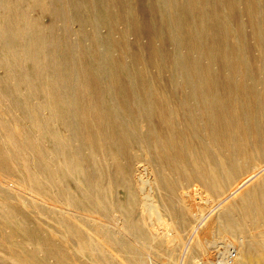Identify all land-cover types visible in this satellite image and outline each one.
<instances>
[{
	"label": "rangeland",
	"instance_id": "rangeland-1",
	"mask_svg": "<svg viewBox=\"0 0 264 264\" xmlns=\"http://www.w3.org/2000/svg\"><path fill=\"white\" fill-rule=\"evenodd\" d=\"M24 5L25 35L18 42V52H21L20 60L25 70L17 68L7 47L0 42V78L6 73L5 66L10 64L16 74H27L28 83L41 87L48 82L55 88H61L68 107L76 104L79 113L77 111L70 117V125L56 121L53 112L42 107L46 93H31L26 84L20 85L18 95L11 101L0 95V145L14 144L17 148L24 133L30 131L40 133L42 146L50 150L53 142L46 133L32 128V117L37 116L42 125L44 119L52 118L57 138L77 149L85 163L90 165L87 170L88 175L91 173L90 180L92 175L97 177L95 172L101 165L102 177L98 180V188L103 206L107 204L106 208L111 209L110 204L114 203L116 213L118 208L125 206V192L114 185L111 187L108 175H115L118 166L131 163L134 176L144 177L143 165L146 164L152 172L155 170L153 173L160 172L164 182L163 191L157 198L162 206L159 215L164 220L173 221L176 220L174 211L184 202H198V209L192 211L193 216L201 213L199 217L207 214L212 205L221 202L227 195L226 191L216 193L214 189L213 192L204 190L201 179L195 173L188 176L192 163L185 164L178 172L166 165L158 169L157 163H150L149 156L151 160L154 157L156 162L158 149L162 147L160 144L174 140L173 128L192 127L193 130L188 128L189 132H183V141L192 139L195 149L204 153L208 150L214 159L217 158L216 162L225 158L232 166L237 165L229 170L231 182L227 190L255 174L252 170L257 165L264 166V150L258 149L264 148V0H24ZM37 51L46 59L41 68L35 70L39 74L33 72L34 66L29 60L35 57ZM208 99L216 102L214 107L225 118L222 125L216 122L211 135L202 130L204 119L201 114L210 108L207 106ZM192 111L196 112L195 115ZM128 130L129 133L134 132V141H139L137 146L129 148L124 140L117 138H123ZM109 131L112 132L106 140ZM142 143L149 146L148 156L143 152ZM103 146L108 149L107 153ZM28 157L32 159L33 153H29ZM90 157L95 160L93 164ZM55 160L53 162L57 165L61 157L56 155ZM23 162L22 158H18L0 166V264H27L15 254H20L21 258L24 255L38 259L43 257L55 263L61 253L68 257L65 262L69 264H87L76 254L79 252L94 262L92 258L96 256L87 246L89 240L104 242L102 251L111 247L117 253V261L123 264L126 261L131 263V253L136 250L148 253L152 264H180L182 248L175 250L164 242L161 245L157 243L160 239H154V242L151 239V225L157 229L159 236L165 233L160 231L155 214L149 221L146 214L138 215L135 222L142 229L139 243L135 249L126 250L106 245L108 241L102 229L88 221L70 219L42 207L18 208L20 214L12 211L9 205L15 207L10 204L16 197L14 191H20L25 196L31 189L50 198L51 202L52 193L58 195L62 202L69 205L68 209L72 206L79 214L89 215L85 210L91 209L88 202L80 205L73 201L76 190L80 188L83 191L87 187L86 183L79 181L80 176H73V179L66 177L64 189L53 186L52 190H48L41 179H28L16 169L15 165L20 166ZM245 162L247 167H241ZM218 169L216 179L220 182L228 173ZM174 182L177 184L176 191H170ZM61 190L64 194L59 192ZM263 192L264 184H259L253 189L251 187L245 197L251 199ZM199 193H207L208 200H199ZM241 201L237 202L235 212L221 210L207 216L204 224L195 229V235L192 228L198 222L193 218L194 223L192 216L187 217L188 226L181 236L184 239L193 237L190 241L194 240L188 264H193V257H200L198 247L211 246L207 250V258L212 261L216 260V249L219 252L225 250L223 243L228 235L219 226L227 217L237 219L239 210L246 207L252 209L251 200ZM23 214L27 216L24 221ZM37 222L42 228L54 230L51 240L57 247L53 254L45 256L44 245L25 232L26 227L36 226ZM77 228L80 234L74 232ZM259 231H264L263 225L255 233ZM161 240L164 241L163 238ZM215 245L216 249L213 248Z\"/></svg>",
	"mask_w": 264,
	"mask_h": 264
},
{
	"label": "bare ground",
	"instance_id": "bare-ground-1",
	"mask_svg": "<svg viewBox=\"0 0 264 264\" xmlns=\"http://www.w3.org/2000/svg\"><path fill=\"white\" fill-rule=\"evenodd\" d=\"M23 7H25L24 0H0V11H1L0 29L2 30V32H0V42L2 43V46L4 45L5 47H7V50L12 55L13 61H15L17 68L25 70L24 64L22 65V62L20 60L21 52H18L20 49L18 42L20 43V41H22V39L25 35V27H24V23H23V21L25 19V10ZM29 60L31 61L32 65L34 66L33 72L35 74H39L35 70H39L41 68V65L46 62L45 57L41 53H39V51H37L35 57L33 58V56H32L31 58H29ZM105 64L107 65V63H105ZM5 67H6V73L0 78V95L5 100L11 101L12 98H14L18 95V93H19L18 87L20 85L26 84L28 86L29 92H31V93L45 92L46 93V100L42 103V107L53 112V115L56 118V121L70 125V121H71L70 117L77 114L78 108H76L77 106L75 103H73V104H75L73 107H71V106L68 107L66 100H64L62 97V93H61L62 90H60L61 88H58V87L55 88L48 82L47 83L45 82L44 84H42L41 87H37L33 82L28 83V77H27V74L25 72H22V74L18 75V74H16V71L13 70V68L11 67L10 64L6 65ZM107 74H108V72H107ZM135 87H136V85H135ZM63 94H64V92H63ZM195 97H197V96H195ZM146 98L149 99L148 96ZM72 100H73V98H72ZM204 102H203V105H204ZM208 102L209 103L207 104V106H209L210 108L207 110L205 109L204 111H202V114H201L203 116V119H204V123L202 124V126H203L202 130H204L207 135H211L212 132L214 131V125L216 124V122H218L222 125L224 123L223 120L225 118L221 115V112L214 107V103H216L215 101L213 103V102L209 101V99H208ZM132 103H133V100H132ZM140 104H142V102ZM142 106H143V104H142ZM204 107H205V105H204ZM220 107H222V106L220 105ZM10 108L13 109L12 106H10ZM126 108H127V106H126ZM143 108H146V107H143ZM100 111H102V110H100ZM78 113H79V111H78ZM90 113H91V111H90ZM192 113H193V111H192ZM194 113H196V112H194ZM103 114H106V113H103ZM147 114L149 115V113H147ZM173 115H174V113H173ZM117 117H118V115H117ZM120 117H121V114H120ZM137 117H139V115H137ZM187 117H189V116H187ZM199 117H201V116H199ZM32 118H33L32 128L35 130L42 131V132L46 133L49 136V138L51 139V141L53 142L52 148L50 150H47L44 146H42L43 137L40 133L39 134H33L30 131L28 133L25 132L24 137L21 139V142L18 144L17 148L14 144L0 145V166L7 164V162H9L11 160H16L18 158H22L24 160V162L22 164H20V166L15 165L16 169L18 171H21L28 179H32V180H35L38 178L41 179L44 183V187L47 188L48 190H52L53 186H56L60 189H64L65 184H66V180H67L66 177H71L73 179V176L78 175V176H80L79 181L86 183L87 187L83 191L79 190L80 188H78L76 190V195H75L76 198H74L73 201L74 202L77 201V203H79L80 205H82L84 202L85 203L88 202L89 205L91 206V209L85 210L89 213V215L79 214L72 206H70L72 209H68L67 207L69 205L65 202H62L58 195H53V193H52V196H53L52 200L54 202L53 201L51 202L50 198H46L45 196H41L37 192L33 191V189H31V190H28V192L26 193V195H25L26 197L22 195L23 193L20 194V191H14L13 194H15L16 197L14 199H12L14 201H11L10 204L11 205L13 204L15 207L13 208L9 205V207L12 211L18 212V211H20L19 210L20 208L24 210V209L29 208V207L30 208H32V207H34V208L40 207L41 208L42 207L43 209L47 208L49 210L56 211L60 215L67 216L70 219H74V220L80 219L83 221H88L89 223L94 224V225H96L102 229L103 236L108 241V243L106 245H108L110 247V244H112V246L117 247V249L118 248H123V249L125 248L126 250L135 249L137 244L139 243V239H140L139 234H140L141 228L139 229L138 223L135 222V220H137L138 215L146 214L148 216L147 217L148 221L150 220L151 216L155 217V215H156V217H157V218L155 217V219L157 221L156 223L162 229V230L160 229V231L161 232L165 231V233H163V234L161 233L162 235L159 236L157 234L158 232L156 233L157 229H153V226L149 225L150 231L153 232L151 239L153 240V242H154V239H155V241L160 239L157 241V243H159L161 245V242H164L165 245L173 246L175 248V250L182 248L184 251H183V254L181 255L182 259L180 258L181 259L180 264H188L187 260H188L189 254L191 253L192 243L194 242V240L190 241L193 237L192 238L189 237L187 239H184L181 236V232L184 231L188 226L187 217L192 216L191 218L192 219L195 218V220L198 222V223H196V221L193 219L194 223H196V225H197L195 228H192L193 229L192 234L195 235L196 234L195 229L198 227V225L202 226L204 224V219L207 216H210V214H212L214 212L221 211V210H224L228 213L233 212V211L235 212V211H237V208H236L237 202H239L240 200H242L241 202H243L245 200H247V201L251 200L252 209L249 207H246V208H243L242 211L239 210L240 214H239V216H237V219H230L227 217L225 219V222H222V224L219 226L221 228V230L223 231V233L228 235V237H226V240L223 243L224 244L223 248L225 250H223L222 252L221 251L219 252L216 249L217 245H215L213 247L214 249H216L215 254L217 253L216 254V256H217L216 260L212 261V259H209V257L207 258V250H209L211 246L200 248L196 244L195 246L200 249V257L199 258L193 257L191 262H193V264H264V231H259L258 233H255V231L259 230L262 227V225L264 226V192L261 193L257 197H254V198L252 197L251 199L250 198L247 199L245 197V194L247 193V191H249V189L251 187L253 189L255 186H258L259 184L260 185L264 184V166L260 167L257 165V167L252 170V173L256 172L255 174H252L251 177H247L246 179H244L243 181H241L240 183L235 185L233 189L227 190V188L229 187L230 182H231V174L229 173V170L231 169V167H236L237 165L232 166L230 164V161H227L224 157H223L224 159H218V161L216 162L215 159H217V158L214 159V157H213L214 155L212 156V154L209 153L208 150H205V153H204L201 150L199 151V149H195L193 147L194 142L192 139L183 141L181 138L183 132L187 131L188 128L191 129L192 127L189 126L186 128H178V127L173 128L174 140L170 143H165V145H164V143L160 144V145H162V147L159 145L161 148L158 149V155L155 158L156 162L154 161V157H153V160H151L152 157L150 158V156H149L150 163H157L158 169H161L164 165L169 166L171 169H173L176 172L182 171L183 168L185 167V164L190 165V163H192L190 165L189 170H188V176H190L191 174H194V173L197 174L199 176V178L201 179V187H203L204 190L207 191V189H210L212 191L214 189L213 191L216 193H220L221 191L222 192L226 191L225 192L227 194L226 197L224 199H222L221 202H218L215 205H212L210 207V209L208 210L207 214L201 215L199 217H198V215L201 213L196 214V211H195L196 215L193 216L194 212L192 211V210L198 209V207H197L198 202H196V203L193 202V204H187L186 202H184L183 205H181L180 207L177 208V210L174 211L175 212L174 218L176 219L175 221H173L171 219H170L171 221L170 220H164L159 215V212H160L162 206H161L159 200L157 199L160 197L161 191H163L161 188H162V183H164V182H162V177H161L160 172H159V174L158 173L155 174V173H153V172H155V170L152 172V169L150 170L149 167H147L146 164H144L143 170L145 171L146 174L144 175V177H141V176L136 177V176H134V174H133L134 172L130 168L131 163H125V165L118 164L121 167H119L117 165L118 166L117 167V173L115 175H113V174L108 175V177H107L108 181L111 184V187H113L112 185H114L118 188H121L125 192V204H124L125 206H124V208H118L117 207L118 210L116 213V209L114 210V208H113L115 206L114 203H113V205L110 204L111 209H108L105 206L107 204L104 203L105 205L103 206L102 203L100 202L102 195L100 194L101 192L99 191V188H98V183L100 182L98 180H100V178L102 177L100 175L101 174V167H100L101 165H98V167H100V168L97 167V169H96L97 172H95V173H96L97 177H94L92 175L91 180H90L91 173L89 175L87 174V170H89L90 165L85 163V161L81 157L80 152L78 153L77 149L73 148L74 149V153H73V149L71 148L72 146L70 147V145L68 143H66L65 141L59 140L57 138L56 130H55V127L53 125L54 120L52 118L44 119L43 121L45 123L42 125V123L37 121V120H39L37 118V116L32 117ZM104 119H107V117ZM254 119H255V117H254ZM113 121H114V119H113ZM120 121H121V119H120ZM127 121H128V119H127ZM133 121L135 122L134 119H133ZM189 122H190V120H189ZM191 122H192V120H191ZM109 123H111V122H109ZM176 126H178V124ZM184 126H186V125H184ZM73 128H74V125H73ZM113 128L114 127H112V129ZM132 130L134 131L133 128H132ZM192 130H193V128H192ZM69 131H71V130L69 129ZM129 131L130 130L126 131L125 136L122 135L123 138H121V136L120 137L118 136L117 138L119 140H124L123 142H125V144H127V147L130 148V146H133V147L137 146L139 141L138 142L134 141L135 136L133 134L135 131L133 132V134L129 133ZM111 132L112 131L108 132V136H106V140H107V137L108 138L110 137ZM119 132H120V130H119ZM188 132H189V130H188ZM255 132H257V131H255ZM195 136H196V134H195ZM258 136H259V134H258ZM196 137H194L193 139L196 140L198 138V137L197 138ZM214 137H215V135H214ZM90 139H91V137H90ZM141 139H142V137H141ZM146 139H147V137H146ZM148 139H149V137H148ZM67 140H68V138H67ZM215 142H216V140H215ZM143 143H142V145H143ZM122 144L123 143L121 142V145ZM146 145H143L141 147L143 149L145 156H148L149 152H147V151L149 149V146L148 145L146 146ZM258 149H259V151L264 150V148H261V147H259ZM104 150H105L104 151L105 153L108 152V149H106L105 147H104ZM237 151H240V149H237ZM29 153H33L32 159H29V157H28ZM56 155H59L61 157V162L57 165L54 163L56 161L55 160ZM200 155H201V157H200ZM202 155H204V157ZM139 159H141V158H139ZM93 161H95V160L91 159V157H90V163H92ZM30 165L32 166V168H30ZM132 166H133V164H132ZM241 167H243V168L247 167L246 162L244 164H242ZM138 168H140V167H138ZM218 168H222L228 173L227 176L224 177L223 179H221L220 182L217 181L218 178L216 176L217 175L216 171L219 170ZM237 171H238V168H237ZM231 172H232V170H231ZM221 178H222V176H221ZM189 179H191V178H189ZM215 179H216V181H215ZM76 181H77V179H76ZM4 182L6 184H8L6 181H4ZM77 185H79L78 187H81L80 183H78ZM176 187H177V184H176V182H174L171 186V189H169V190L174 191V189H175V191H176ZM10 191H11V189H10ZM170 191L168 192L169 195L171 194ZM59 192L61 194H64L63 190H61ZM11 194H12V192H11ZM198 196H201L200 197L201 199L199 197L198 198L202 202L205 201V199L208 200V194L207 193L206 194L202 193ZM66 200H68V199H66ZM188 200H189V198H188ZM165 201H167V200H165ZM114 202H115V200H114ZM167 206H168V203H167ZM28 212H29V210H28ZM167 212H168V210H167ZM198 212H201V211H198ZM30 213H32V212H30ZM218 216H219V214H218ZM21 217H22L23 221L25 220V218H27V216H25V214L21 215ZM37 224H38V222H37ZM66 224H68V223H66ZM61 226H63V225H61ZM44 228H46V227H44ZM44 228H42V225L39 223L38 225L33 226V227H29V228L26 227L25 232H27L31 238L35 239L40 244L44 245L45 252H46L45 256H48L50 254H53L54 248L57 247V244H54L51 240L52 239L51 235L54 233V230L52 228H46V229H44ZM251 230H252V235L250 234ZM79 231H78V228H77V231L74 230V232L76 234H80ZM170 232H173V234H170ZM161 238H163L164 241H162ZM89 241H88L87 246H89V249L93 253V256H96L95 258H92L94 262H92L89 258H86L85 256H83L81 253L78 252V254H76V255H79V259L81 261H84L87 264H123L122 262L120 263L119 260L117 261V259H118L117 253L113 252L111 250L112 249L111 247L108 250L110 252L102 251L104 242L100 243V242L94 241V240L90 241V242ZM72 245H73V242H72ZM141 246H142V244H141ZM61 248H64V247H61ZM213 248H211V249H213ZM13 250H14V248H13ZM230 252H232V253H230ZM58 253H60V252H58ZM72 254H71V256H72ZM15 255L18 257V259H20L23 262H26L27 264H69L68 262H65V260L68 261V257H66L63 253L58 254L59 258L56 259L55 263H50L47 261V258H43V257L41 259H38L37 257H34L32 255H24L21 258L20 254H15ZM130 258L132 260L131 263L129 261L128 262L126 261V262H124V264H152L151 257L149 256V254L142 252V251H137V250L134 251V254L131 253ZM130 258H129V260H130ZM72 264H74V263H72Z\"/></svg>",
	"mask_w": 264,
	"mask_h": 264
}]
</instances>
